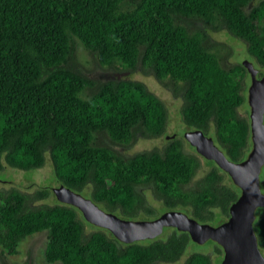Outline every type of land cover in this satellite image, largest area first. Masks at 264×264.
Wrapping results in <instances>:
<instances>
[{
  "label": "trees",
  "instance_id": "1",
  "mask_svg": "<svg viewBox=\"0 0 264 264\" xmlns=\"http://www.w3.org/2000/svg\"><path fill=\"white\" fill-rule=\"evenodd\" d=\"M206 29L241 41L261 75L264 0H0V170L47 164L57 185L87 191L96 206L125 220L179 211L201 224L225 221L239 189L207 160L208 170L194 179L202 158L184 152L182 137L130 156L115 148L161 137L162 101L139 81L87 78L72 58L77 41L115 74L152 75L180 97L184 127L210 134L226 159L239 163L250 150L249 112H239L247 72L241 63L224 65ZM259 187L264 193V174ZM49 196L47 189L0 190L2 264L38 232L45 233V264H213L199 252L179 262L190 238L174 229L146 244H123L97 227L86 234L75 208L35 204ZM252 230L264 257V208Z\"/></svg>",
  "mask_w": 264,
  "mask_h": 264
},
{
  "label": "water",
  "instance_id": "2",
  "mask_svg": "<svg viewBox=\"0 0 264 264\" xmlns=\"http://www.w3.org/2000/svg\"><path fill=\"white\" fill-rule=\"evenodd\" d=\"M241 65L250 79L246 96L250 150L245 159L239 163L230 162L212 139L199 130L183 133V139L195 153L213 162L239 189V196L229 206L225 221L215 226L201 224L179 211H166L152 220H125L55 183L52 194L56 201L75 208L86 223L106 230L123 244L152 240L162 233L163 228H172L187 233L190 241L196 244L208 240L215 242L222 250L220 264H264L252 230L255 209L264 208V193L259 187L260 168L264 164V68L261 76L256 78L258 71L249 61L243 60ZM127 74H114V78L119 80Z\"/></svg>",
  "mask_w": 264,
  "mask_h": 264
},
{
  "label": "rangeland",
  "instance_id": "3",
  "mask_svg": "<svg viewBox=\"0 0 264 264\" xmlns=\"http://www.w3.org/2000/svg\"><path fill=\"white\" fill-rule=\"evenodd\" d=\"M259 0H253V3ZM193 28L194 24H191ZM209 39L218 44L216 49L217 55L223 59L224 65L229 66L232 64H240L243 60L249 61L258 72L260 69L257 68L253 61L248 59L244 44L231 37L224 29H219L217 31H210L206 29ZM74 50L72 54L73 62L76 65V69L85 77L97 80L106 81L114 77L115 72L112 70L105 69L97 65L93 57L77 42L73 41ZM124 78L139 81L143 83L146 88L153 93L157 98H159L165 106L167 113V125L165 133L158 138L154 139H143L137 138L135 142L127 147H115L123 155L130 156L135 153L149 151L151 149L161 150L165 145L166 141L171 137L183 138V133L187 130L181 122L179 109L181 105V99L178 95L174 96L168 89L162 87L159 83L155 81L152 75L143 73L140 69L135 70L132 73H128ZM258 78V73H257ZM249 76L248 74L244 77L245 87L243 90L244 103L239 112L243 114L244 110L249 108L247 106L246 96L247 88L249 86ZM247 106V107H246ZM248 114V113H247ZM210 137V134H207ZM183 150L188 154H194V149L184 140ZM202 158V157H201ZM205 159H200V168L197 170L194 179L201 177L207 170L208 165L204 162ZM264 174V164L260 168L259 173V183L261 181L262 175ZM9 187H14L21 192L31 195L37 189H47L50 196L45 200L40 202H35V204L45 203V204H55L57 201L52 194V190L56 187L54 179L50 174L48 165L45 164L42 168L32 169L28 171H20L10 167L3 166L0 170V190H6ZM145 199L148 205L155 208L158 212L160 206L151 196L149 191H144ZM82 197L87 198V191L83 190L79 193ZM259 209L254 211V216L257 215ZM185 213V212H184ZM95 227L91 225L85 226V233L88 234L93 231ZM172 228H163L162 233L157 236V239H164L172 232ZM45 233L38 232L32 236L19 242L17 247V254L15 256H8L4 258L5 264H45L43 261V248L45 246ZM149 240H143L136 243L146 244ZM219 246L208 240L203 244H196L190 241L185 249L183 256L180 258L179 262L192 252L204 253L210 256L213 264H220L222 259V253L216 251ZM0 264L2 260L0 259Z\"/></svg>",
  "mask_w": 264,
  "mask_h": 264
},
{
  "label": "flooded vegetation",
  "instance_id": "4",
  "mask_svg": "<svg viewBox=\"0 0 264 264\" xmlns=\"http://www.w3.org/2000/svg\"><path fill=\"white\" fill-rule=\"evenodd\" d=\"M261 76V75H260ZM260 76H258V78L260 77ZM256 78H257V75H256ZM187 131V130H186Z\"/></svg>",
  "mask_w": 264,
  "mask_h": 264
}]
</instances>
